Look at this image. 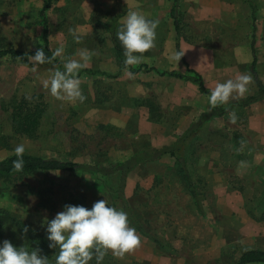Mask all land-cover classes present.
I'll return each mask as SVG.
<instances>
[{
  "label": "rangeland",
  "instance_id": "obj_1",
  "mask_svg": "<svg viewBox=\"0 0 264 264\" xmlns=\"http://www.w3.org/2000/svg\"><path fill=\"white\" fill-rule=\"evenodd\" d=\"M252 1L256 77L249 68L253 54L248 2L234 0L241 14L234 25L232 17H210L204 0H179L178 38L187 65L198 72L188 62L189 50L195 60L203 48L213 53L215 68L206 69L207 60L201 58L206 61L205 69L199 67L203 72H198L204 86L211 90L217 82L247 74L252 77L248 91L235 99L263 93L242 107L228 108L227 104L210 110L209 96L193 81L154 71L131 74L119 68L112 33L118 40L127 13L138 11L158 21V26L155 46L137 65L186 72L183 61L177 65L167 59L177 37L169 14L173 0H53L46 10L48 49L53 56L58 48L63 49L60 56H54L62 69L67 60L79 59V53L87 50L91 56L87 68L115 77L82 73L78 78L85 99L69 102L52 97L43 86L60 70L52 61L34 66L28 56L0 58V158L15 153L22 143L25 153L84 165L76 171L0 177V210L47 238L44 219L54 218L64 205L91 209L105 199L111 206L112 180L88 167L109 166L139 151L153 153L179 142L191 188L168 154L133 167L123 192L134 218L130 226L135 227L141 244L122 258L109 251L102 264H236L243 251L264 250V0ZM42 5L43 0H0V49L43 48L46 52L39 16ZM20 99L43 107L34 137L12 128L11 106ZM230 112L236 114L235 123L230 121ZM1 230L0 243L8 240L16 247H29V236L14 222L3 221ZM56 252L49 248L40 255L54 264Z\"/></svg>",
  "mask_w": 264,
  "mask_h": 264
},
{
  "label": "clouds",
  "instance_id": "obj_2",
  "mask_svg": "<svg viewBox=\"0 0 264 264\" xmlns=\"http://www.w3.org/2000/svg\"><path fill=\"white\" fill-rule=\"evenodd\" d=\"M158 21L149 19L138 11H129L117 38L124 49L126 66L137 65L144 60V53L155 46ZM75 40L80 36L73 32ZM63 49L58 48L54 56H60ZM185 55L180 49H170L167 59L177 64ZM53 57L46 56L43 48L37 49L28 60L34 66L50 63ZM91 56L87 50L79 53V59H69L64 63V70L55 71L43 82L50 95L58 100L83 102L85 97L81 91L78 73L87 68ZM252 77L240 74L234 80L217 82L210 90L208 104L210 110L227 105L236 96L243 97L248 91ZM232 123L236 122L235 112L229 113ZM14 152L17 159L12 161L13 169L22 172L24 169V144H18ZM42 226L47 233L48 247L57 249L54 264H102L104 256L111 251L114 256L123 257L133 252L141 244L135 227H131L128 214L123 210L109 206L105 199L93 204L91 209L79 205H64L63 211L54 218H45ZM25 226L24 233L28 232ZM0 264H49V258L42 256L39 250L28 246L16 247L10 241L0 243Z\"/></svg>",
  "mask_w": 264,
  "mask_h": 264
},
{
  "label": "trees",
  "instance_id": "obj_3",
  "mask_svg": "<svg viewBox=\"0 0 264 264\" xmlns=\"http://www.w3.org/2000/svg\"><path fill=\"white\" fill-rule=\"evenodd\" d=\"M53 0H43V5L39 11V16L41 18V22L43 25L42 29V39L44 40V48L46 50L45 55L53 57L52 62L55 63L60 71H63L61 62L53 56V54L48 49V39H49V28L47 24V18H46V10L51 6ZM248 4L251 7L252 15L254 18L255 13V6L252 0H246ZM179 0H173V5L171 6L169 10V14L171 18L173 19V26L175 29V32L177 34V37L175 39V49H180V43H179V23H178V10ZM112 44L116 53V56L119 60V68L120 70H127L131 74H137L139 72H149L154 71L160 76H168L173 77L177 79H183V80H190L197 84L198 89L201 93L210 95V89L206 88L203 84L201 75L195 71L194 69L190 68L187 65V62L184 59V56L181 58V61L186 66V72H179V71H169V70H158L155 67L148 66L146 64H140L136 66H126L124 63L125 56L124 52L121 46L120 41H118L114 34L112 33ZM181 50V49H180ZM251 50H252V61L250 65V70L252 74L256 77V61L257 57L255 55L254 50V36L252 37V43H251ZM36 51H23L16 48H3L0 49V58L4 56H10V57H27L30 55H34ZM82 73L85 74H92V75H103L107 77H115V75L101 71L99 69H91V68H85L81 70L78 73V76H80ZM256 83L259 86V88L262 87L260 81L256 79ZM263 95L262 92H259L258 94L248 96L243 99H233L230 100L228 105V108H234V107H242L248 103H251L259 97ZM13 105L11 106V122H12V128L14 132L21 134L23 136L27 137H34L36 136L38 125L40 124V117L42 116L43 107L41 103H27L26 100L20 99L19 101L13 100ZM199 124V122H198ZM196 123L190 127L187 131V133L181 137L182 141L185 139L189 133L191 132L192 128ZM162 154H168L170 157H172L177 164L179 165V170L183 173V177L187 181V186L191 188V182L189 178V174L187 172L181 149L179 146V142L174 143L173 145L163 148L161 150L155 151L153 153L147 152V151H139L135 155H133L130 159L112 163L109 166H91L88 167L90 169H93L97 172H100L104 176H107L110 178L111 183L113 184V187L115 188V195L110 198V204L112 207L117 208L118 210H123L128 214V219L132 222L134 221L132 218V215H130V207L128 202L126 201L124 197V186H125V180L127 174L130 172V170L135 167L137 164L141 163L145 160H152L157 157H159ZM24 169L22 172H16L13 169L12 161L16 160V154H10L8 156H5L3 158H0V177L4 176H10L12 174H27L32 173L35 171H50V170H59V171H76L80 168H83L84 165L81 163L72 161V160H63L58 158H49L44 157L36 154H30V153H24ZM190 193L192 195L195 194L193 189H190ZM5 220H10L15 223L16 227L23 231L24 227H28V232L25 233L30 238V244L29 248L33 250H39L40 254L47 253L49 251L48 247V241L46 236L41 233L36 228H33L29 224L23 222L20 219L14 218L8 211L0 210V237L2 236V230H1V224ZM139 229L140 227L137 226ZM24 232V231H23ZM253 263H264V250L260 248H250L245 251H243L236 264H253Z\"/></svg>",
  "mask_w": 264,
  "mask_h": 264
},
{
  "label": "crops",
  "instance_id": "obj_4",
  "mask_svg": "<svg viewBox=\"0 0 264 264\" xmlns=\"http://www.w3.org/2000/svg\"><path fill=\"white\" fill-rule=\"evenodd\" d=\"M204 1H205L206 6H207V14L209 12L210 17H213L215 20L223 19L226 16L229 20H231V17H232V21H233L234 25L238 23V21L241 17V14H240V11H238L239 6L234 2V0H204ZM250 14H251L250 15L251 16L250 24H251L252 33L250 35L249 48L251 50L252 37L254 36V50H255L256 18H255V13H254V18H253L252 10L250 11ZM229 16H230V18H229ZM218 21H220V20H218ZM229 25H231V24H229ZM180 45H181V43H180ZM180 49H181V47H180ZM203 50H204L203 53L198 52L199 56L197 57L196 60L191 57V54H193V52L191 50H189V52H188V54L191 58V59H188V62L190 63L191 66H193L196 70H198L199 73L203 72L199 67L204 68V65H206V61L203 63L201 60L202 56L204 57V59L207 60L208 66L206 67V69L208 67L215 68L212 64L213 63L212 62L213 53L211 52V50H207L204 48H203ZM251 52H252V50H251ZM257 62H258V60L256 61V64H257Z\"/></svg>",
  "mask_w": 264,
  "mask_h": 264
}]
</instances>
